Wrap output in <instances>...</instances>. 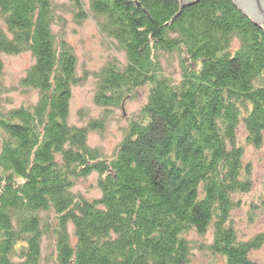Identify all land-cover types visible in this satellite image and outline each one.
Wrapping results in <instances>:
<instances>
[{
	"label": "rangeland",
	"instance_id": "1",
	"mask_svg": "<svg viewBox=\"0 0 264 264\" xmlns=\"http://www.w3.org/2000/svg\"><path fill=\"white\" fill-rule=\"evenodd\" d=\"M49 1L50 8L47 16L49 18L53 15L50 23H46L47 19L43 12L35 13L36 19L41 17L45 20L44 26L45 24L48 26V28L44 27L40 32L41 35L37 37L32 36L34 31H29V27L23 28V31L15 28L9 18L15 16L19 20L18 14L7 10L3 12L0 9V124L3 125L0 127V157L3 154L2 150L5 152L10 147L15 149L22 142L14 135L18 129L22 130L25 127L26 132L23 136L25 140L31 139L37 130H40L43 135V128L35 127L34 124L43 125L42 127L48 124L60 126L59 129H62L64 133L59 145L55 146L52 142L49 147L48 144L51 142L47 141L48 136L40 137V146L50 149L41 169L47 174V180L50 182L48 166L58 165L65 170L69 165L68 170L73 172L70 175L61 176L59 182L57 178L54 187L62 188V185L66 183L63 177L70 178L69 192L74 200L77 203L86 202L97 206L93 213H84L93 220L96 215L98 216L95 212L106 211L105 197H110V193L114 192H111L113 190L111 185L113 186L117 179L120 181L116 186L119 190L121 187L129 190L132 185L128 188L126 186L130 184L129 181H132L138 182L144 191L150 186V172L157 169L162 173L165 165V167L180 169L182 176L193 168L194 171L197 168L202 171L203 166L213 167L211 156L214 153L204 152L202 155L204 158H210L209 161L199 159L198 144L203 142L199 138L200 135L197 136L192 130L190 122L194 120L193 117L187 122L182 121L184 116L175 117L174 121L178 124L176 131L179 135L175 139L170 138L168 145H171V140L176 141L178 148L170 150L173 156H168L164 160L160 154L164 141L158 142L159 139L156 140L152 132L153 130L155 132L158 126L149 125L154 127L152 130L149 126H142L150 123L147 122L149 121L147 118L143 119L144 114L149 112L148 107L155 98L153 95L163 93L167 86L185 87L187 84L186 87L191 88L193 84L191 80L194 78L195 85L206 84L208 78H211L207 72L218 69L216 68L218 65L222 68L230 66L235 56L240 57V63L235 70L239 69V76L243 77L242 71L246 68V62L242 60L252 57V61L247 63L253 70L249 79L242 80L238 87L234 86L235 84L225 87L226 95L230 94L226 105L217 100L214 103L235 118L237 126L231 138L227 137L230 132L226 123L223 124L221 120L214 123L215 129L219 127L216 134L222 138H228L226 145L222 147L227 149L226 152L235 150L238 153L236 163L232 164L235 168L230 170L225 167L230 165L225 164L219 168L218 173L214 172L215 175L213 174L210 179L209 176H204L205 179L199 177L198 189L195 190L197 195L194 198L198 201L213 199L209 197L214 192L227 194L229 209L227 210L222 203L215 205L216 211L210 216L211 221L206 224V230L202 231V228L199 229L194 224L180 229V233H177L175 238L181 240L183 246L181 250L176 251L182 253L175 252L171 256L159 258L154 255L157 248L152 249L151 246H146L142 247L144 249L142 250L137 246L140 256L147 253L146 256L154 255L155 259L151 256L152 260H150L145 256L141 257L142 262L138 259L136 262L144 264H264V57L259 56L264 54V27L258 26L232 0H217L219 6L213 4L217 15L225 16L226 13H232L225 16L230 25L248 24L249 21L253 23L252 25L256 24V30L253 32L248 30L243 35L244 32L241 33L232 26V31L217 37L212 43L217 50L211 48L210 52L201 51L203 50L202 41L185 40L181 34L169 32L156 38L152 37L148 44V52L144 56L146 59L140 71L135 72L137 73L135 82L129 86L131 85L128 83L129 78L133 77L128 72L129 67L132 68V62L121 47L119 39L110 35L106 20L100 19L91 10L90 0H81V3H84L82 11L76 6L78 3L74 1L73 3L69 0ZM198 1L195 0L189 5ZM189 5L183 6L173 19L177 16L179 18ZM231 7L235 9L232 12L229 10ZM20 13L22 14V11ZM207 16L206 14L201 18ZM184 26V32L191 29L188 24ZM34 27L36 28V25ZM236 27L239 30L238 25ZM255 47L260 50H258L259 53L253 54L250 51ZM144 49L139 51L143 54ZM114 68L116 72L112 70ZM105 69H108L112 76L103 83ZM120 73L123 76L117 77ZM44 74L49 77V83H45ZM36 77L38 81H35ZM216 83L217 80L213 82V84ZM226 85H229L228 82ZM61 86H64V89L61 90ZM53 93H56L55 97ZM181 94L189 95L185 91ZM186 106L188 107L189 103ZM21 111L22 115L19 114ZM42 112L45 114L43 115ZM12 115L15 117L12 118ZM201 118L198 120H202ZM226 119L230 122V118ZM250 124L253 125L252 128ZM139 134L143 141H139ZM76 137H79L80 142L75 141ZM136 139L138 141H135ZM127 142L129 147H134L135 152L128 156L126 152L130 148L123 151L130 158L129 161L133 162L129 167L122 163L123 154L121 153ZM182 150L183 153L180 154ZM73 152L78 155L81 152L85 153L83 159L80 158L81 162L73 163L71 157L65 156ZM215 153L214 156L221 154V151L216 150ZM184 154H196L195 157L198 158L200 165H191L189 160L186 165ZM142 156H145V168L139 167L138 158ZM122 168H124L123 174L120 176L119 169ZM21 180L19 183L22 184L24 179ZM134 189L136 192L141 190L136 186ZM187 192L190 193L188 190ZM142 194L143 192L140 191V197H138L140 199L129 210L128 216L132 220L139 217L141 207L144 209L143 205L147 201V196ZM183 202L189 203L185 199ZM216 203L218 204L217 200ZM71 208L74 209V207ZM72 209L68 205L63 209L50 207L48 210L38 212L41 222L40 225L34 226L39 227L41 236V264H59L58 254L61 251L57 247L59 227V231L64 232L60 234L69 238L70 243L75 244L81 240L76 225L80 220L76 221L74 217L67 215ZM59 212L61 214L67 212L62 217L65 221L63 224L60 222ZM8 213L11 215L13 224L11 229L14 234L19 235L21 229L23 233L26 222H29L31 226L33 224L29 218L25 221L11 209ZM95 219L98 218L95 217ZM154 221L156 222L157 219ZM125 224L127 222L123 223ZM126 229L136 230L133 224H127ZM5 232L4 235L0 233V246L7 249L8 256L13 253V245L25 250L23 247L26 242L22 238L24 234L20 233L22 239L14 240L10 252V248L6 246ZM110 236L112 240H109L114 241L119 235L114 231L110 233ZM151 236L156 238V235H150V238ZM126 248L130 249L127 246ZM235 248L238 249V253L232 254L231 251ZM126 252V249L120 248L121 255H125ZM19 259V255L15 252L10 261L14 263ZM118 261L123 264L128 263L126 257H119Z\"/></svg>",
	"mask_w": 264,
	"mask_h": 264
},
{
	"label": "trees",
	"instance_id": "2",
	"mask_svg": "<svg viewBox=\"0 0 264 264\" xmlns=\"http://www.w3.org/2000/svg\"><path fill=\"white\" fill-rule=\"evenodd\" d=\"M69 1L71 3H73V1L78 3L76 6L81 11L84 9V3H81V0ZM89 3L91 10H93L100 19L106 20L109 25L108 28H110V35L119 39L121 47L125 50L124 52L129 56L132 62V68L129 67L128 71L133 76L129 78L130 80L128 83L131 84L129 86H132L135 82V78L137 77V73L135 72L140 71L139 69L146 59L144 56L148 52V44L152 37L156 38V36L166 35L169 34V32L181 34V37L185 40L202 41L203 50L201 51L210 52L211 48L217 50V47L212 46V43L216 41L217 37L232 31L233 27L241 33L244 32L243 35H245L248 30L251 32L256 30V24L252 25L253 23L249 21V25L240 23L235 24L236 26L238 25L239 30L236 26L230 25L227 18L225 19V16L226 14L228 16L232 13H226L225 16L216 14L213 4L218 7L219 2L217 0H199L186 7L185 11L179 18L177 16L176 19L173 18H175L178 12L179 3L177 0H90ZM49 4V0H0V9H2L3 12L7 10L18 14L19 16L17 17H19V20L16 19L15 16L9 18L12 20L15 28L23 31V28L29 27V31H34V35L32 36L37 37L41 35L40 32L43 31L44 27L48 28V26L46 24L44 26L45 20L41 17L36 19L35 13L37 11L39 13L43 12L47 19L46 23H50L53 15H50L49 18L47 16L49 14ZM229 10L232 12L235 9L231 7ZM20 11H22V14ZM213 11L215 13H213ZM50 13L52 14L51 9ZM206 14L208 15L206 18H201L204 15L206 16ZM35 19L37 21H35ZM186 24L190 25L191 29L184 32L183 28H185L184 25ZM35 25L36 28L34 27ZM169 36H171V34ZM256 40L258 39L256 38ZM143 48H145L144 50L146 52L144 51L142 54L140 51ZM258 50L260 49L255 47L250 52L256 54L259 53ZM259 56L264 57V54ZM239 59L240 57L235 56L230 66L222 68L218 65L216 66L218 69H211L207 72L211 78H208L206 84L197 83L195 85L194 78L191 81H193L195 86L191 84V88L190 86L186 87L187 84L185 87L167 86V88H165L166 90H163V93L158 94L155 92L156 94L153 95L155 98L152 99L151 105L148 107L149 112L145 113L143 117V119L147 118L149 120L147 122L151 124L149 123L148 125L142 126H158L155 132L154 130L152 132L153 136H156L155 139H159L158 142L164 141L162 145L163 148L161 149L162 152L160 153L164 160L167 159L168 156H173L170 150L172 151L178 148V142L176 141L171 140V145H168L170 138L175 139L177 135H179L176 131L178 124L177 121H174L175 117L179 115L180 117L184 116V119L181 118L183 122H187L189 121L188 119L193 117L194 120L190 122L193 127L192 130L196 132L197 136L200 135L199 138L203 142L198 144L200 146V149L197 151L199 159L209 161L210 158H204L202 156L204 152H211L215 155L216 150L221 151V154L211 156L213 167L208 168L203 166L204 170L202 171H200L199 168L194 171L192 167V171L190 170L186 175L184 173L185 176H182L180 169L171 168V166L165 167V165L163 169L164 172L162 173L157 169H154V172H150V186L144 191L141 189V185H138V182L134 183L132 181H129L130 184L126 186V188H128L132 185L129 190L124 189V187H121V190H119L116 188L120 182L117 179L114 185H111L113 189L111 192H114L110 193V197H105L104 203L106 205V211L95 212L98 213V216H95L98 219L94 217V219L91 220L90 217L84 215V213H93V210H95L97 206L86 202L77 203V201L74 200V197H72L69 192L71 185L70 178L63 177L66 183L62 185V188H58L57 186L54 187L57 178H59V182L61 176L70 175L73 172L68 170L67 167H69V165L66 166L65 170L58 165L48 166L49 176L51 178L50 182L47 180V174L41 169L42 163L47 159L50 149L40 146V137L43 136L44 138L48 136L47 141L51 142L48 146L51 145L52 142L55 146L59 145L62 141L61 139H63L62 136L64 133L62 129H59L60 126H51V124H48L42 127L43 125L34 124L35 127L39 126L43 128V135L40 130H37L32 135L31 139L25 140H23L24 132H26L25 127V130L18 129L14 132V135L22 142L20 141L21 143L17 145L15 149L9 146L11 149L7 148L5 152L2 150L3 154L0 157V233L4 235V232L6 230L8 231L5 232V237L7 240L6 246L8 249L10 248V252L14 240L23 238L25 239L26 245L23 247L25 250H21L13 245V253L9 256L6 254L7 249L5 250L0 246V264H41V236L39 234V227L34 226L37 224L40 225L41 222V217L38 212L40 210H48L50 207L63 209L68 205L70 209H72L71 207H74V209H72V211L70 210V213L63 212V214H61V212H59L58 216L59 218L61 217L60 222L61 224L65 223L62 218L65 213L74 217L76 221L80 220L76 225L77 233L80 235L81 240L75 244L71 242V244L70 239L63 235L64 232L59 231L60 227L57 229V232H63L62 235L58 233L59 235L57 236V247L61 250L58 254L59 264H123L118 261L119 257H126L128 261L126 264H144L136 262V259L142 262L140 260L141 257H145L147 253L146 255L140 256L137 251V246L142 250H144L142 247L146 246H151L152 249L157 248V251H154V255L159 258L171 256L175 252L182 253L176 251L181 250L183 246V242L175 238L176 234L180 233V229L194 224V226L196 225L195 227L199 229L202 228V231L206 230V224L211 221L210 216L216 211L214 210L216 208L215 205H220L222 203L226 209H229L227 204L229 198L227 194L214 192L209 197L213 199H208V201H198L194 197L197 195L195 190L199 182V177L205 179L204 176H209L210 179L213 174L215 175L214 172L218 173L219 168L223 165L225 166V164L230 165L225 166L230 170L235 168L232 167V164L236 163L235 159L238 153L235 150H228V153L226 152L227 149L222 147L226 145V141H228L229 137H232L236 129L237 125L235 124V118L231 115L234 120L233 123L232 117L227 114L228 111L224 112V110L215 106L214 103L217 100V102L221 104L223 102L226 105V103L229 102L230 94L226 95L225 87L233 86L234 84V86L238 87L242 80L245 81L249 79L253 70L249 68L247 63L251 62L253 58L246 57V59L242 60V62H246V68L242 71L244 74L243 77L239 76V69L235 70L240 63ZM112 70L115 71V68ZM125 74L126 73H124V75ZM110 76H112V74L109 73L108 69H105L103 72V83H105V80H108ZM121 76H123L122 73L117 74V77ZM43 78L45 79V83H49V77H47L46 74L43 75ZM38 80V77H36L35 81ZM216 80L217 83L213 84ZM227 82L229 85H226ZM62 89H64V86H61V90ZM184 91L188 92L189 95L183 96L181 93ZM54 94L56 93H53V97H55ZM187 103H189L188 107L186 106ZM22 113L21 111L19 114L22 115ZM42 114L44 115L45 113L42 112ZM14 117L15 116L12 115V118ZM200 118L202 120H198ZM226 118H230V122H228ZM152 119L154 120L153 122L151 121ZM220 120L223 124L226 123V126H228L230 132V135L227 136L228 138H222L216 134L218 133L219 127L215 129L214 123L220 122ZM1 126L3 125L0 124V127ZM153 126H149L150 130L154 129ZM250 127L252 128L253 125L250 124ZM214 136L217 138H215L216 140ZM138 139L139 141H143L140 134L138 135ZM138 139L135 141H138ZM75 141L80 142L79 137H76ZM124 145L121 150L123 154L122 163L129 167L133 162L129 161L130 158L128 156L135 153L133 150L134 147H129L128 142ZM128 148H130V150L126 152L127 155L129 154L127 156L123 151ZM176 152L179 153L177 150ZM182 153L183 150L180 154ZM84 154L85 153L81 152V154L78 155L73 152L69 155L65 154V156L68 158L71 157V161L77 163L81 162ZM183 156L186 159V165L188 160L191 165H200L198 158L195 157L196 154H184ZM144 157L138 158L140 163L139 167H146ZM117 161L121 163L119 159H117ZM142 162L144 163L143 165ZM228 162H230V164ZM164 164L165 163H163V165ZM123 169L124 168L119 169L120 176L123 174ZM218 178L217 176V179ZM21 179H24L22 184L19 183ZM213 184H215V182ZM134 186L141 189L140 191L143 192L142 195L147 196V201L143 205L144 209L142 207L140 209L138 208L140 210L139 217L132 220V218L128 216L129 210L137 200L140 199H138V197H140V191L136 192ZM187 190L190 193L193 192L192 195L188 193ZM119 192L121 195H119ZM184 199L189 201V203H184ZM9 208L15 211V214L17 213V215L25 221H27L26 218H29V221L33 222L32 226L29 222H26V228L23 233L21 229L20 233L24 234L22 238L20 233L19 235L14 234L11 229L13 224L10 219L11 215L8 213L10 210ZM82 215H84V217ZM155 219H157L156 222L154 221ZM125 222L135 225L136 230L126 229L127 224L123 225ZM114 231L119 236L116 240L111 241L112 238L110 233ZM150 235H156V238L153 236L150 238ZM152 239L154 241H152ZM126 246L130 249L126 248ZM120 248L127 250L125 255H121ZM17 249L19 251H17ZM15 252L19 255L20 259L18 262L14 261L13 263L10 261V258L15 255ZM231 253H238V249H233ZM150 254L151 253L148 251V255ZM1 255L4 256L2 257ZM154 255L151 256L154 258ZM151 256L146 257L152 260Z\"/></svg>",
	"mask_w": 264,
	"mask_h": 264
},
{
	"label": "water",
	"instance_id": "3",
	"mask_svg": "<svg viewBox=\"0 0 264 264\" xmlns=\"http://www.w3.org/2000/svg\"><path fill=\"white\" fill-rule=\"evenodd\" d=\"M195 0H177L178 12L183 6L189 5ZM260 27H264V0H232Z\"/></svg>",
	"mask_w": 264,
	"mask_h": 264
}]
</instances>
